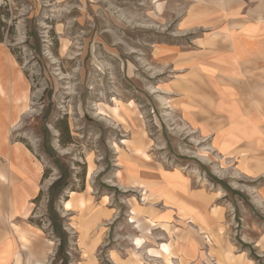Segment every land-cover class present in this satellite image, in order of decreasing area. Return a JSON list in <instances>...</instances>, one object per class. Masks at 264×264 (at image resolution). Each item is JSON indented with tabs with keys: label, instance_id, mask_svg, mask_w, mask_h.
I'll return each mask as SVG.
<instances>
[{
	"label": "rangeland",
	"instance_id": "1",
	"mask_svg": "<svg viewBox=\"0 0 264 264\" xmlns=\"http://www.w3.org/2000/svg\"><path fill=\"white\" fill-rule=\"evenodd\" d=\"M154 2L0 0L1 47L28 89L14 136L46 173L28 221L51 242L47 264H264L252 245L264 234L255 185L213 163L166 109L171 77L160 75L151 48L187 47L189 39L175 36L179 13L161 20ZM137 167L162 169L152 180ZM164 169L189 178L190 197L211 211L214 225L200 230L162 205L170 201L159 182L167 181ZM212 192L224 211L215 210ZM177 213L186 217L180 206ZM162 243L172 245L168 261L150 253ZM242 251L249 261L236 257Z\"/></svg>",
	"mask_w": 264,
	"mask_h": 264
},
{
	"label": "crops",
	"instance_id": "2",
	"mask_svg": "<svg viewBox=\"0 0 264 264\" xmlns=\"http://www.w3.org/2000/svg\"><path fill=\"white\" fill-rule=\"evenodd\" d=\"M154 5L161 20L170 12L179 13L175 36L189 39L187 47L162 43L151 48L160 75L171 77L164 91L169 99L166 109L206 145L213 163L253 183L250 195L264 203V0H155ZM1 46L0 264H47L51 242L45 243L43 230L28 221L35 209L33 200L42 190L44 169L14 136L27 84ZM137 168L142 177L152 180L162 169ZM164 170L167 181L159 182L170 201L162 205L200 230L214 225L211 211L207 213L206 206L190 197L195 191L189 178L178 170L180 175ZM217 194L211 193L212 204L224 211L215 204L220 199ZM179 206L186 217L177 213ZM217 213L216 220L223 221L225 214ZM252 245L264 258L263 233ZM187 247L184 243L185 253ZM190 249L195 252V247ZM236 257L249 261L246 251Z\"/></svg>",
	"mask_w": 264,
	"mask_h": 264
},
{
	"label": "bare ground",
	"instance_id": "3",
	"mask_svg": "<svg viewBox=\"0 0 264 264\" xmlns=\"http://www.w3.org/2000/svg\"><path fill=\"white\" fill-rule=\"evenodd\" d=\"M115 110H116V109H115ZM117 118H118V117H117ZM90 172H91V171H90ZM120 177H121V176H120V173H118L117 178H120ZM132 182H133V181H132ZM136 183H137V182H136ZM136 183H135V184H136ZM133 184H134V183H133ZM136 185H137V184H136ZM140 186H141V185H140ZM133 187H134V185H133ZM69 195L72 196V195H75V193H74V192H70ZM63 205H64L65 210H71V208L73 207V205H72V201H71L70 199L64 201ZM136 205H137V204H136ZM138 206H139V205H138ZM138 206H137V207H138ZM132 211H133V213L136 212L135 209H133ZM133 219H134V217H131V220H130V221H133ZM149 221H150V225L153 226V223L151 222V219H150ZM139 242H140V240L137 239V240H136V244H139ZM96 243H98V242H96ZM159 248H160L159 252H158V251H150V253H151V252H153V253H157L156 255H158V253H160V254H162V255L165 257V259L168 261L169 256L172 254V253H171L172 245H169V244H163V243H162V244H160ZM138 264H140V262H139ZM169 264H170V263H169Z\"/></svg>",
	"mask_w": 264,
	"mask_h": 264
},
{
	"label": "trees",
	"instance_id": "4",
	"mask_svg": "<svg viewBox=\"0 0 264 264\" xmlns=\"http://www.w3.org/2000/svg\"><path fill=\"white\" fill-rule=\"evenodd\" d=\"M5 8L7 9L6 6H5ZM1 27H4V25L0 22V44L3 42V39H4V37H5V32H4L5 29H4L3 31H1ZM45 177H46V173L43 174L42 179H44ZM40 194H41V193H39V195L33 200V203H34V204H36L37 201L39 200V198H40ZM29 221L32 222V219H29Z\"/></svg>",
	"mask_w": 264,
	"mask_h": 264
}]
</instances>
